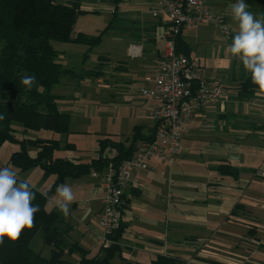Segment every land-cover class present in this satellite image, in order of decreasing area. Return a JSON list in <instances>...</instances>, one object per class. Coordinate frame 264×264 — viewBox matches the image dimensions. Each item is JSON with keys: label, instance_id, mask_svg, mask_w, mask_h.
I'll return each instance as SVG.
<instances>
[{"label": "crops", "instance_id": "0c3cea01", "mask_svg": "<svg viewBox=\"0 0 264 264\" xmlns=\"http://www.w3.org/2000/svg\"><path fill=\"white\" fill-rule=\"evenodd\" d=\"M107 1L113 6L104 9L116 11L120 19L141 26L138 31L143 39H133L130 45H142V56L133 59L144 56L149 59L146 75L140 82L120 85L124 90L117 95L128 97L138 108L136 118L141 120L138 125L148 130L153 126L146 112L151 103L138 94L137 87L156 68L168 31L166 19L162 15L152 17L156 10L155 0ZM205 2L216 14L225 17L233 30V39L238 23L233 21L228 6L236 0ZM245 3L247 11L257 19L264 16V0H245ZM81 4L82 11L96 13V3ZM86 6H92L91 11ZM183 38L190 47L191 57L202 64L203 74L225 84L226 110L220 112L219 108H214L196 113L186 131L183 152L172 166L152 159L148 171L134 174L133 180L142 187L133 186L125 191L124 231L120 241L132 254H123V258L128 264H151L159 255H170L184 262L183 256L190 253V258L208 264L207 260L219 252L217 249L224 247L232 256L229 258L232 262L240 264L238 258L242 257L248 264H256L251 259L255 258V253L250 252L249 243H256V248L264 244V96L255 94L259 91L256 85L253 97H240L239 90L251 74L246 72L241 61L225 55L232 39L225 42L215 24L204 23L195 30H186ZM226 60H232L233 64L225 66ZM117 70L131 71L121 65ZM98 149L94 158L98 156ZM62 150L56 153L57 158L80 161L79 156L73 155L77 148ZM64 152L65 157H59ZM231 169L235 175L229 174ZM92 178L95 183L89 189L81 179L75 180L73 202L83 193L82 186L85 187L84 199L73 204L68 216H64L54 203L52 208L58 209L63 216L61 228L68 233V244L77 243L90 255L102 245L99 216L104 197L101 177L92 175ZM75 221L84 229L81 239L71 238ZM88 242L93 247H89ZM74 255L75 264H78L79 253L67 259L71 261Z\"/></svg>", "mask_w": 264, "mask_h": 264}, {"label": "trees", "instance_id": "16d2710c", "mask_svg": "<svg viewBox=\"0 0 264 264\" xmlns=\"http://www.w3.org/2000/svg\"><path fill=\"white\" fill-rule=\"evenodd\" d=\"M81 7L80 0H0V116L3 117L0 119V149L7 142L19 146V150L11 155L8 166L20 172L40 168L46 177L56 176L54 184L44 192L47 196L32 187L35 195L32 203L40 209L35 214V227L25 229L18 241L5 238L0 244V264H72L67 257L75 253L80 254L78 264H109L120 251L118 243L124 231L123 224L112 236L116 243L102 248V256L90 257L77 243L69 245L68 233L61 228L63 216L58 209H48V199L56 195V188L67 178L79 179L95 172L104 173L110 164L119 169L134 157L138 143L154 140V126L146 130L145 126L136 125L132 136L125 141L111 137L100 139L98 156L89 163L56 157L62 149L76 150L74 144L62 146L63 143L56 139L19 138L14 128L16 123L21 124L26 133L41 129L57 133L70 131L71 116L59 110V97L53 94V90L64 78L75 73L58 61L60 54L50 41L85 43L93 47L99 44L101 37L75 36L76 22L85 13ZM177 53L191 57L183 33L177 38ZM24 76L35 77L30 88L21 82ZM256 87L251 77L248 78L239 90L240 97H253ZM33 149L36 150L34 155ZM113 150L117 156H111ZM229 174L235 175L236 172L231 169ZM40 233L49 256L30 246ZM180 262L170 255H159L151 264Z\"/></svg>", "mask_w": 264, "mask_h": 264}, {"label": "rangeland", "instance_id": "374dc122", "mask_svg": "<svg viewBox=\"0 0 264 264\" xmlns=\"http://www.w3.org/2000/svg\"><path fill=\"white\" fill-rule=\"evenodd\" d=\"M80 1L81 3L87 2L88 4L96 3L98 5L96 7L98 8L94 7L96 8L94 9L96 13L86 11L79 16L75 25V36L84 34L89 38L101 37L99 44L93 47L85 43L50 41L53 49L60 54L58 61L65 69H70L76 74H71L68 78H64L62 83L53 90V94L60 96L58 100V108L62 107L60 111L68 113L71 116L70 131L57 133L41 129L36 131L31 130L26 133L21 124L16 123L14 124V128L17 130L16 137L19 138L56 139L64 144L68 142L75 144L77 152H73V155L79 156L82 163H89L94 158L100 139L111 137L118 141H125L132 136L133 128L141 123V120L136 118L138 117V108L134 107V104L128 97L117 94L124 90L122 85L142 81L146 75V65L149 59L146 56L141 59H133L129 55L130 44L133 42V39H143L138 31L141 28L140 24L120 19L118 13L115 15L113 12L104 9L108 7L112 8L111 6H113L107 0ZM86 7H88V11H91L92 6ZM1 47L2 45H0V49ZM224 64L225 66L233 64V61L226 60ZM118 65L129 67L131 71L117 72ZM105 79L108 83H105ZM18 150L19 146L17 144L7 142L3 145L0 149V165L2 168L8 167L13 169L18 173V177L21 180H28L37 190L41 192L48 191L56 181V176L46 177L40 168L20 172L11 165L8 166L11 155ZM31 152L34 155L36 150L33 149ZM65 155L66 152L60 153L59 157H65ZM79 179H81V183H85V187L87 184L88 189L95 183L92 174H87ZM75 180L78 179L67 178L63 184L71 186L72 190H74ZM82 187L84 193L85 187ZM83 193H79L78 200L76 199L75 202L70 204V212L73 211L72 207L74 203L79 204V202L83 201ZM52 208L53 204L48 205V209ZM80 211L79 207L78 213ZM75 224L76 228L73 229L71 238L81 239L84 229L76 221ZM87 245L93 247L90 242ZM118 245L120 251L116 253L109 264H128L123 258V254H132V251L121 241H119ZM249 245L250 252L255 253V258H251L253 262L264 264L263 244L259 245L258 248H256L258 245L254 242L249 243ZM30 246L33 250L49 256V249L45 246L41 233L34 238ZM102 248L108 247L101 245L97 252H92L91 255L88 253V255L90 257L102 256L104 254V249ZM143 250L144 248H142V252ZM217 251L219 252L214 254V259H205L208 264H236L229 259L232 256L227 253L229 252L227 249L223 247L217 249ZM137 254L140 256L144 255L141 252ZM248 254L250 256L251 253ZM186 255L190 256V253ZM189 256H183L185 260H183L184 262H180V264L190 263L191 260H193V264H203ZM71 259V263L75 264L77 262L75 255ZM238 259L241 262L240 264H248L247 259L242 257Z\"/></svg>", "mask_w": 264, "mask_h": 264}, {"label": "built area", "instance_id": "2783aa9c", "mask_svg": "<svg viewBox=\"0 0 264 264\" xmlns=\"http://www.w3.org/2000/svg\"><path fill=\"white\" fill-rule=\"evenodd\" d=\"M155 4L152 17L164 16L168 31L164 49L156 60V68L137 87L138 94L151 103L146 112L155 128V137L152 142L138 143L134 157L125 161L119 169L110 164L104 173L92 174L101 177L104 191L99 216V238L104 247L116 243L112 236L122 224L125 191L133 186L142 187L133 180L134 174L148 171L152 159L172 166L183 152L184 137L196 113L214 108H219L220 112L226 110L225 84L222 80L207 78L197 59L178 54L177 38L186 30L212 23L229 43L233 35L230 24L224 16L216 14L205 0H155ZM142 54V45L130 46L131 58H140ZM230 56L241 61L239 57ZM111 156H117L116 150L111 152ZM187 264H193V260Z\"/></svg>", "mask_w": 264, "mask_h": 264}, {"label": "clouds", "instance_id": "9594fccd", "mask_svg": "<svg viewBox=\"0 0 264 264\" xmlns=\"http://www.w3.org/2000/svg\"><path fill=\"white\" fill-rule=\"evenodd\" d=\"M245 0L229 4L233 21L238 23V32L225 50V55L239 57L251 80L258 86L257 96H264V16L257 19L247 11ZM35 81L34 76H24L21 82L29 88ZM0 119H3L0 116ZM28 180H19L18 173L8 167L0 168V244L5 238L18 241L25 229L35 227V214L40 210L32 201L35 195ZM47 196V193L42 192ZM75 196L71 186L61 184L56 195L48 199L49 205L55 204L64 216L69 214V206ZM47 211V208H46Z\"/></svg>", "mask_w": 264, "mask_h": 264}]
</instances>
